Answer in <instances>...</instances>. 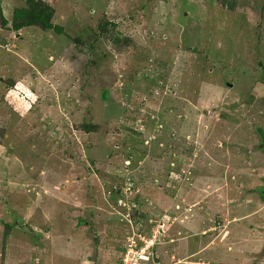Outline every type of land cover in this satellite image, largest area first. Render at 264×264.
Segmentation results:
<instances>
[{
	"label": "rangeland",
	"instance_id": "rangeland-1",
	"mask_svg": "<svg viewBox=\"0 0 264 264\" xmlns=\"http://www.w3.org/2000/svg\"><path fill=\"white\" fill-rule=\"evenodd\" d=\"M0 0V264H264V0ZM57 30H60L58 32Z\"/></svg>",
	"mask_w": 264,
	"mask_h": 264
},
{
	"label": "built area",
	"instance_id": "built-area-1",
	"mask_svg": "<svg viewBox=\"0 0 264 264\" xmlns=\"http://www.w3.org/2000/svg\"><path fill=\"white\" fill-rule=\"evenodd\" d=\"M162 225L151 229L146 235L140 230L132 232L126 237L125 248L120 259V264H155V246L162 238Z\"/></svg>",
	"mask_w": 264,
	"mask_h": 264
},
{
	"label": "trees",
	"instance_id": "trees-1",
	"mask_svg": "<svg viewBox=\"0 0 264 264\" xmlns=\"http://www.w3.org/2000/svg\"><path fill=\"white\" fill-rule=\"evenodd\" d=\"M36 3L38 2H34L33 0H27V6L30 8V14L31 17H28V10H16L15 11V16L16 17H23L24 15L25 17V21L21 24H15L13 25V27L15 29H19L22 26H31L34 25L36 23H42L44 24L45 28H49L50 24L47 23V21L44 19V15L42 14L43 12L40 10L39 12L37 7H36ZM58 32H60V30H57ZM120 264V261H119Z\"/></svg>",
	"mask_w": 264,
	"mask_h": 264
}]
</instances>
